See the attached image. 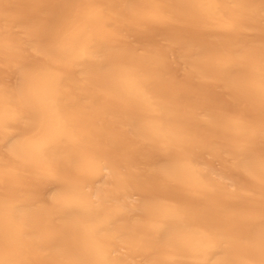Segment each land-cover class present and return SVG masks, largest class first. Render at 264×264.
Returning <instances> with one entry per match:
<instances>
[{
	"label": "clouds",
	"instance_id": "clouds-1",
	"mask_svg": "<svg viewBox=\"0 0 264 264\" xmlns=\"http://www.w3.org/2000/svg\"><path fill=\"white\" fill-rule=\"evenodd\" d=\"M17 2L40 15L28 33L0 29V264H264V0ZM90 9L103 12L88 23L91 55L74 45L52 63L33 52ZM153 9L171 22L139 18ZM176 32L194 34L179 55ZM50 70L62 74L55 100L68 135L33 155L51 114L26 97ZM125 72L143 95L120 83ZM105 73L107 102L93 87ZM89 158L98 167L83 174ZM57 193L74 203L50 207L47 223L14 215ZM43 232L62 252L44 251Z\"/></svg>",
	"mask_w": 264,
	"mask_h": 264
},
{
	"label": "snow or ice",
	"instance_id": "snow-or-ice-1",
	"mask_svg": "<svg viewBox=\"0 0 264 264\" xmlns=\"http://www.w3.org/2000/svg\"><path fill=\"white\" fill-rule=\"evenodd\" d=\"M85 20H72L68 22L62 29L58 40L50 45L48 48H34L33 52L36 55H48V58L52 63H58V53L71 51L74 45H79L78 53L79 58L91 55V48L89 45L92 43L94 34L88 30L89 22H101L103 18V12L100 9H90L87 13L84 14ZM139 18L141 20H146L150 22H168L171 18L164 15L158 9H153L146 13H141ZM101 31L104 33L110 32L109 28L101 27ZM264 49V45L261 46ZM51 53V55H49ZM243 56H239L238 59L243 60ZM98 59H103V57H98ZM205 59L214 61L217 64H228L232 63L233 60L227 56V54H212ZM62 74L56 71H48L42 77L41 86L34 90L28 97H26V103H32L33 100L44 105L48 108L50 112V118L47 122L43 123L40 130L35 134V137L30 140L28 143V150L33 155H42L47 148V146L55 141L61 136L68 135V130L66 128V122L64 116L56 107V86L58 85ZM104 83H99L93 85L95 87L96 94L103 97L105 102L114 99V86L107 83L110 80L109 73L103 74L101 77ZM87 83V81H85ZM120 83L123 86L128 87L129 89L134 90L138 95H143L142 89H139L136 86V82L133 78L128 76L125 72L121 76ZM261 91L264 92V84L261 85ZM146 100L150 98L145 97ZM24 124H30V121H22ZM240 121L236 119L229 120V125L233 128L238 127ZM71 139L75 142L78 140V137L72 136ZM98 167V162L94 159H86L80 168V171L83 174H92L96 171ZM262 171H264V158H262L258 164ZM245 172H248V169H244ZM48 177H55L56 173L53 169H47L44 173ZM165 175H169L166 171ZM251 174V173H249ZM169 179H175V177L169 175ZM52 205H41L36 208L25 207L16 209L14 215L17 218H23L27 215H35L43 223H47L51 216V208L63 209L65 207L71 206L74 201L71 200L66 193H57L52 198ZM169 214H176L174 209H166ZM81 227L86 231H91V227L88 225H81ZM40 243L44 246V251L53 250L57 253L62 252V249L59 247H53L57 244L56 235L48 232H43L38 237Z\"/></svg>",
	"mask_w": 264,
	"mask_h": 264
},
{
	"label": "bare ground",
	"instance_id": "bare-ground-1",
	"mask_svg": "<svg viewBox=\"0 0 264 264\" xmlns=\"http://www.w3.org/2000/svg\"><path fill=\"white\" fill-rule=\"evenodd\" d=\"M0 12L4 13L0 15V29L13 35L30 32L40 15L37 10L19 3L17 0H3L0 3ZM168 22H171V19ZM173 36L176 55L180 54V44L194 38L192 32H176Z\"/></svg>",
	"mask_w": 264,
	"mask_h": 264
}]
</instances>
